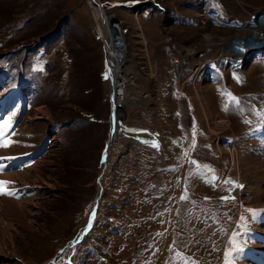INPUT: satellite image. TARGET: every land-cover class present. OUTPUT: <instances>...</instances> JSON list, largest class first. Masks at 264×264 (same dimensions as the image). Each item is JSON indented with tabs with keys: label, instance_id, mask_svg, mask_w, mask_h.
Segmentation results:
<instances>
[{
	"label": "rangeland",
	"instance_id": "374dc122",
	"mask_svg": "<svg viewBox=\"0 0 264 264\" xmlns=\"http://www.w3.org/2000/svg\"><path fill=\"white\" fill-rule=\"evenodd\" d=\"M100 2L124 29L126 96L135 98L117 107L99 182L111 128V83L100 78L103 42L93 31L100 15L87 0H0V121L12 117L0 158H15L0 160V181L14 193L0 194V264H225L244 225L235 264H264V250L245 257L264 246V214L247 211L264 210V175L251 183L246 166L263 172L264 154L242 137L261 118L253 109L264 111V59L228 61L264 40L252 37L264 35V0ZM209 60L222 68L210 83L201 77ZM222 90L243 111L224 110ZM190 160L211 169L214 185L190 175ZM98 185L88 230L64 247L84 227Z\"/></svg>",
	"mask_w": 264,
	"mask_h": 264
},
{
	"label": "bare ground",
	"instance_id": "6f19581e",
	"mask_svg": "<svg viewBox=\"0 0 264 264\" xmlns=\"http://www.w3.org/2000/svg\"><path fill=\"white\" fill-rule=\"evenodd\" d=\"M87 2L89 3V7H90V9H91V12H95L96 13V16L97 15H100V17L101 18H103L104 19V21H105V25H106V30H104L103 28H101L100 27V23H99V18H97V25H96V27H97V30H98V34L99 35H101L103 38H104V41H103V46H104V48L106 49V52H107V54H111V55H113L114 54V51H115V49H113L114 48V46L116 47L117 46V50L118 51H122L123 52V50H122V48H121V46L122 45H120L118 42H115V41H122V38H121V33H119L118 31V33L119 34H117V33H114V31H113V27H114V25H115V23L117 22L116 21V18L112 15V14H110L108 11H106V9H105V7H103V4L100 2V0H87ZM140 10V9H139ZM139 10H138V8L136 9V11H135V13L134 14H136V13H138L139 12ZM93 16V15H92ZM99 17V16H98ZM96 19V18H95ZM260 21V20H259ZM261 26H260V28L262 29V33L264 34V18H262L261 19ZM259 22V23H260ZM263 23V24H262ZM114 36H117V37H115L114 38ZM252 37H260L261 39H263V37H264V35L262 36V35H260L258 32H256V31H254L253 32V34H252ZM257 38V39H258ZM222 40V42H223V39H221ZM217 41V40H216ZM247 41V40H246ZM246 41H244V42H246ZM249 41V40H248ZM252 41V40H251ZM243 42V43H244ZM110 43H113V44H110ZM119 44V45H118ZM245 44V43H244ZM222 45V44H221ZM254 45H257L258 47H262V48H264V40H262L260 43H256V44H254ZM219 49H220V47H218ZM218 48L216 47L215 49H217L218 50ZM226 53V52H225ZM226 56H228L229 54L228 53H226L225 54ZM126 56V59H127V54L125 55ZM124 56V57H125ZM251 56H252V52H251V48L250 49H248V50H246L245 52H240V51H238V52H235L234 53V55H233V59H232V61L233 62H236V63H238L239 65H241L243 62H248V63H250V61H252V60H254V59H251ZM229 59V58H228ZM115 64V63H114ZM117 65L119 66V63H118V61H116V64H115V68L117 67ZM244 65V64H243ZM125 66H126V64H125ZM180 68H181V66H180ZM117 69V68H116ZM199 69H202V68H200L199 67ZM118 72V71H117ZM126 80H128V87H129V85H131L132 84V81L131 80H129L130 78L129 77H127V78H125ZM133 82H134V80H133ZM135 83V82H134ZM128 87H125V90L123 91V101L125 102L126 101V99L128 98V96L130 97L131 95V99H134L135 98V96H134V94L133 93H129L128 94V96H126V92L127 91H129V89H128ZM13 95H8L7 96V98H6V102H8V101H10L11 102V104L13 105L14 103H15V101H14V99H13ZM122 104V102H120V101H116L115 103H113V107H114V111H116L117 110V107L118 106H120ZM203 110V109H202ZM203 112H204V117H205V115H206V111H205V109L203 110ZM115 117H117V111H116V116ZM112 127V130H111V133H110V138H109V143H110V146H112V145H115L116 143H115V139H113L114 137H115V135H116V127H113V126H111ZM258 150H260V149H263L262 150V152H261V150H260V153H261V155H263L264 154V146H260V147H256ZM255 152V151H254ZM234 153V152H233ZM256 153H257V151H256ZM260 153L258 152V154H256L257 156L258 155H260ZM261 157V156H260ZM254 157H252V159H253ZM254 160H256V159H254ZM260 161H262V160H260ZM254 162H252L251 160L250 161H248L247 163H246V166H247V168H248V170H250L252 173L253 172H255V179H253V180H251V183H253V182H255L256 183V181H257V183H258V177L260 176V175H264V171L263 172H258L257 170H254V167H255V164H253ZM255 163H257V162H255ZM2 170V168L0 167V171ZM250 173V172H249ZM1 174V173H0ZM235 186H237V183L236 184H234ZM258 191H259V189H257ZM262 190V189H261ZM260 192V194L261 195H264V190L263 191H259ZM263 198H264V196H262L261 198H260V200H263ZM12 204H14V205H16V206H18L17 204H15V202L14 203H12ZM261 205L262 206H264V201H262V203H261ZM2 206V205H1ZM15 206V207H16ZM4 209V208H3ZM90 224V223H89ZM89 224H85V225H83L84 227H82V229L81 230H79V232L74 236V238H73V242H75V240H78V239H80L81 237H83V234H85V232H86V229L88 228V226H89ZM261 230V229H260ZM258 243H260V242H258ZM252 249H254L255 250V248H252ZM263 250H264V246H263V244H262V247H261V249L257 252V253H254V251L252 252V253H248V254H245V257L246 258H250V257H254V256H258L259 257V255L263 252ZM252 261V260H251ZM240 263H243V264H250V263H252V262H250V261H247V260H243V261H241ZM263 263V262H262Z\"/></svg>",
	"mask_w": 264,
	"mask_h": 264
},
{
	"label": "snow or ice",
	"instance_id": "6c2138e0",
	"mask_svg": "<svg viewBox=\"0 0 264 264\" xmlns=\"http://www.w3.org/2000/svg\"><path fill=\"white\" fill-rule=\"evenodd\" d=\"M38 70H42V69H38ZM222 95L226 97L225 103L223 105L224 110H228V108L231 106V107L237 108L240 111H243V109L240 107V99L238 97H235L232 93L227 92L226 90H222ZM253 111L255 112V114L257 116L264 118V111H257L255 109H253ZM12 115L14 116L15 113H13ZM11 126H12V117L11 116L0 121V147H8L12 143L11 140L6 138L7 137V130ZM191 147L195 148L194 137H193V144ZM185 155H188V153L185 152ZM2 159L12 160L15 158L14 157L0 158V160H2ZM189 163L192 165H195V167L193 168L190 175H196V176H200L202 178H205L206 182L214 185L217 177L215 175H212L210 178H208L207 174L211 171V169L207 165H200L197 161H194V160H190ZM9 183H11V182L0 181V194H9V195L14 194L13 192H10L5 187H3ZM225 183H232V182L231 181H225ZM237 186L242 187L241 185H237ZM185 199H187L186 191L184 194L181 195V200H185ZM205 199L207 200L208 198L205 197ZM221 199L228 200V199H234V197L224 196V197H221ZM247 211L251 214V216L253 218L257 215L264 214V210L248 209ZM92 215L93 216L95 215V209L92 210ZM246 219H247L246 217H243V216L241 217V221H244ZM245 231H247L246 225L242 226L241 231L234 233L233 237H231L229 239V245L230 246H229L228 250L225 252V264H235L238 254L243 251V247L240 243L239 236ZM157 235H161V234L158 233ZM61 251H63V250H61ZM177 255H180V254L177 253ZM182 264H195V262L186 259L182 262Z\"/></svg>",
	"mask_w": 264,
	"mask_h": 264
},
{
	"label": "built area",
	"instance_id": "2783aa9c",
	"mask_svg": "<svg viewBox=\"0 0 264 264\" xmlns=\"http://www.w3.org/2000/svg\"><path fill=\"white\" fill-rule=\"evenodd\" d=\"M97 18H99V20H100L99 21L100 27L103 28L104 30H106V25H105L104 19L101 17H97ZM93 31L95 32V34H98L97 33L98 30H97L96 26L93 28ZM113 31H115V32L118 31L119 33H121L122 41H115V42H118L120 45H122L121 48H122L123 52L115 49L113 55H111L110 53L107 54L106 49L103 46V49H104L103 57H104V65L106 66V75H107L108 80H110V83H111L110 91L108 94L109 104H111V105H113V103H115L116 101H120V102H122V104L124 103L123 91L125 90V87H128V80H126L125 78L129 77L127 75V73L125 72L126 71L125 70V68H126L125 63L127 60L125 55L127 54V49L125 48L124 41H123L124 29L121 27H118V29L116 30L113 27ZM115 37H117V36H114V38ZM103 41H104V38L102 37V42ZM110 44H113V43H110ZM116 61H118V63H119V66L117 65V67H116L117 69L115 68ZM171 63L178 65L179 69H181L180 66L182 67V63L179 62V60L177 59L176 56L172 57Z\"/></svg>",
	"mask_w": 264,
	"mask_h": 264
},
{
	"label": "water",
	"instance_id": "95a60500",
	"mask_svg": "<svg viewBox=\"0 0 264 264\" xmlns=\"http://www.w3.org/2000/svg\"><path fill=\"white\" fill-rule=\"evenodd\" d=\"M110 111H111V116H110V126H109V127H111V126L116 127L117 117H115V116H116V111H114V107H113V106L110 107ZM111 130H112V127L110 128L109 137H108V139H107V141H106V145H105V149H104V156H103V159H104V166H103V168L101 169V171L99 172V174H100L99 179H98L99 182H100V179H101L100 177L103 175L102 173H103L104 168H105V166H106V164H107L108 153H109V151H110V149H111V146H110V143H109V138H110ZM98 184H99V183H98ZM97 187H98V190H99V191H98L97 196H96V198H95V200H94V202H93V209H95V211H96V209H97V204H98V201H99V199H100V195H101L100 186L98 185ZM93 209H92V210H93ZM92 216H93V215H92V211H91L90 215L88 216L87 220L85 221V222H86V223H85L86 225L90 223V220H91ZM72 243H73V238L70 239V240L68 241V243H67L66 245H64V247H66V246H68V245H70V244H72Z\"/></svg>",
	"mask_w": 264,
	"mask_h": 264
},
{
	"label": "crops",
	"instance_id": "0c3cea01",
	"mask_svg": "<svg viewBox=\"0 0 264 264\" xmlns=\"http://www.w3.org/2000/svg\"><path fill=\"white\" fill-rule=\"evenodd\" d=\"M102 61H103V63H101V68H100V78H101V80H104V81H107L108 82V84H109V82H110V80H108V78H107V75H106V66L104 65V57L102 56ZM220 72V71H219ZM219 72H216L215 70H204L203 71V75L201 76L202 77V79H203V77L206 75V82H212L213 80H214V75H218L219 74ZM205 78V77H204ZM216 78V77H215ZM202 81V80H201ZM255 114V113H254ZM256 116V115H255ZM250 118V117H249ZM254 118L255 117H253L252 119H250V121H248L247 123H249V122H252L253 120H254ZM138 126H140L139 124H138ZM260 129L261 130H264V124H262L261 126H260ZM248 132V131H247ZM242 137H244L245 139H254V135H250L249 136V132L248 133H245L244 135H242ZM258 141V140H257ZM259 142V141H258ZM259 145H261V143L259 142ZM258 145V146H259ZM256 147L255 146H252V147H250V149L249 150H252L251 152H252V154L253 153H256ZM255 151V152H254ZM264 152V151H263Z\"/></svg>",
	"mask_w": 264,
	"mask_h": 264
}]
</instances>
